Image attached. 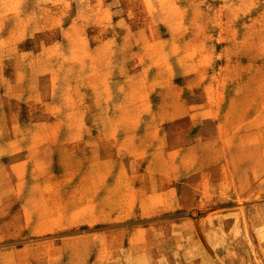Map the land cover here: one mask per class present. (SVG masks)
Here are the masks:
<instances>
[{
	"label": "rangeland",
	"instance_id": "1",
	"mask_svg": "<svg viewBox=\"0 0 264 264\" xmlns=\"http://www.w3.org/2000/svg\"><path fill=\"white\" fill-rule=\"evenodd\" d=\"M262 74L264 0H0V197H32L41 179L46 196L61 182L76 204L83 195L89 205L86 225L17 242L74 237L62 249L27 250L26 262L129 264L144 244L156 264L176 260L167 251L189 245L187 235L162 240L154 231L149 242L114 231L183 214L100 222L91 200L112 210V167L152 142L156 128L146 118H174L165 108L200 101L206 84L260 99ZM237 207L241 221L206 223L200 252L185 255V264H264L260 214Z\"/></svg>",
	"mask_w": 264,
	"mask_h": 264
},
{
	"label": "crops",
	"instance_id": "2",
	"mask_svg": "<svg viewBox=\"0 0 264 264\" xmlns=\"http://www.w3.org/2000/svg\"><path fill=\"white\" fill-rule=\"evenodd\" d=\"M260 77H264V74ZM263 81L260 80V99L256 94L253 95L254 91H245L238 96L231 94L229 86L206 84L199 86L203 89V99L200 101L187 103L178 99L175 107L165 108L176 111L174 113L178 115L174 118H146L145 124L156 128L154 141L149 140L139 150L138 157L129 155L128 164L119 160L112 167L113 191L116 192L114 206L111 211H106L101 209L102 200L98 202V199H92V210L99 217L103 212L107 215L97 219H101L100 222L121 223L130 222L137 216L144 220L160 215L183 214L176 221H164H175L168 226L161 222L146 227L114 229L116 233L128 230L130 238L143 234L149 239L154 231H160L156 235L162 240L170 233L181 238L182 234L187 235L189 245L180 244L176 252L167 251L172 252L176 260L170 263L162 259L161 264H185V255L192 256L194 252H200L198 236L207 235L204 232L206 223L218 219L241 221L242 214L234 212L238 205L249 204L253 206L251 209L258 211L262 221L258 230L264 233ZM181 122L187 126L182 127ZM58 123L62 122H51ZM171 124L174 125L168 126ZM136 160H139V164ZM44 183L41 179L32 183V197H0V245L15 244L0 249V264H28L24 256L27 250H36L41 244L53 243V240L17 243L21 240L46 237L60 229L86 225L88 200L84 201L82 195L79 204H76L72 189H62L61 185L64 184L61 182L52 184L59 186L54 196H46L41 188ZM175 227L176 233L172 229ZM73 238H64L48 247L62 249L66 241ZM130 238L128 250L125 249L129 254L132 248ZM262 242L264 240L261 241L260 252L264 249ZM144 245L141 246L140 258L129 264H156L150 255L149 244L147 247ZM207 247L209 251L216 249L210 244Z\"/></svg>",
	"mask_w": 264,
	"mask_h": 264
}]
</instances>
